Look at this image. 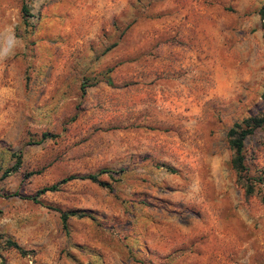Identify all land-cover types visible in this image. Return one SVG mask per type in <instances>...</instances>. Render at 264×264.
Returning <instances> with one entry per match:
<instances>
[{
  "label": "rangeland",
  "instance_id": "374dc122",
  "mask_svg": "<svg viewBox=\"0 0 264 264\" xmlns=\"http://www.w3.org/2000/svg\"><path fill=\"white\" fill-rule=\"evenodd\" d=\"M263 2L0 0L2 264H264Z\"/></svg>",
  "mask_w": 264,
  "mask_h": 264
},
{
  "label": "trees",
  "instance_id": "16d2710c",
  "mask_svg": "<svg viewBox=\"0 0 264 264\" xmlns=\"http://www.w3.org/2000/svg\"><path fill=\"white\" fill-rule=\"evenodd\" d=\"M257 14L259 20H260V25L262 28H264V2L259 6V8L255 11ZM110 69H106L105 72L103 73L102 77L104 78V81L110 85V80L108 77V72ZM87 84L85 82H82L80 84V90L83 93L84 88ZM260 98L264 102V88L260 93ZM264 123V112L259 113V114H253V115H248L244 118H242L239 121L233 122L226 130L225 137H226V143L228 148L231 150V157H230V165L232 169L236 172L237 178L241 181V184L244 188V194L245 195H251L253 192V189L249 183L246 181H243L242 177H240L238 174H240L243 169V155H242V148H243V141L244 139L250 135L256 128H259L262 126ZM42 136L46 137H52V134L48 133H43ZM15 156V163L9 168L7 171H14L18 168L19 166V160H18V155ZM107 172L105 170H99L97 173H87L84 175H75V174H69L66 175L59 180H57L54 183H51L49 185L42 186L38 191L37 194L44 193L46 191H56L58 188L72 180V179H87L92 182H96L99 185H104L102 181L98 179L99 174ZM23 198L30 199L33 202H38L36 199V196H25ZM59 218L62 223V226H66V222L70 217H81L83 214L75 211V210H59ZM3 244L8 247H12L16 249L19 253L23 254V250L17 245L14 241L6 238L3 240ZM0 264L2 262L0 261Z\"/></svg>",
  "mask_w": 264,
  "mask_h": 264
}]
</instances>
